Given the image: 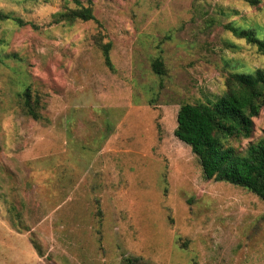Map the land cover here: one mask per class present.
Returning a JSON list of instances; mask_svg holds the SVG:
<instances>
[{
	"label": "rangeland",
	"instance_id": "rangeland-1",
	"mask_svg": "<svg viewBox=\"0 0 264 264\" xmlns=\"http://www.w3.org/2000/svg\"><path fill=\"white\" fill-rule=\"evenodd\" d=\"M256 1L91 0L94 20L55 24L62 0H0L20 21L0 20V264H264V201L174 136L181 105L264 69L228 29L264 35ZM253 124L229 144L263 136L264 106Z\"/></svg>",
	"mask_w": 264,
	"mask_h": 264
},
{
	"label": "trees",
	"instance_id": "trees-1",
	"mask_svg": "<svg viewBox=\"0 0 264 264\" xmlns=\"http://www.w3.org/2000/svg\"><path fill=\"white\" fill-rule=\"evenodd\" d=\"M63 11L55 13V24L88 22L94 20L91 0H62ZM255 4L256 0H249ZM69 5H72L69 7ZM0 20L20 21L0 13ZM232 35L244 40L264 58V35L251 28L230 25ZM103 46L105 64L111 68L108 50ZM157 76L165 74L161 59L151 64ZM225 91L216 102L183 104L177 111L174 136L190 147L198 158L203 177L207 181L225 182L240 186L264 201V134L255 143L239 151L229 144L231 140L249 139L253 119L264 106V69L230 72L224 80ZM23 112L38 120L37 105L29 89L22 93ZM138 258H129L125 264H138Z\"/></svg>",
	"mask_w": 264,
	"mask_h": 264
}]
</instances>
